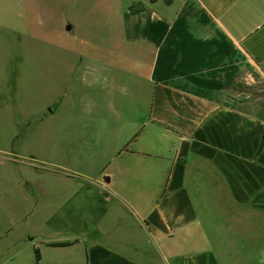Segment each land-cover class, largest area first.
<instances>
[{"label":"crops","instance_id":"0c3cea01","mask_svg":"<svg viewBox=\"0 0 264 264\" xmlns=\"http://www.w3.org/2000/svg\"><path fill=\"white\" fill-rule=\"evenodd\" d=\"M109 6L49 163L1 134L0 264H264V0Z\"/></svg>","mask_w":264,"mask_h":264},{"label":"rangeland","instance_id":"374dc122","mask_svg":"<svg viewBox=\"0 0 264 264\" xmlns=\"http://www.w3.org/2000/svg\"><path fill=\"white\" fill-rule=\"evenodd\" d=\"M110 1L74 0L80 6L72 9V0H0V137L22 133L26 158L49 163L57 124L50 112L60 118L81 100L89 75L119 47L103 39L114 30L104 26L116 13ZM249 253L257 259L258 252Z\"/></svg>","mask_w":264,"mask_h":264},{"label":"trees","instance_id":"16d2710c","mask_svg":"<svg viewBox=\"0 0 264 264\" xmlns=\"http://www.w3.org/2000/svg\"><path fill=\"white\" fill-rule=\"evenodd\" d=\"M130 12H133V11L130 10ZM51 245L52 246H55V247H62V246H67L69 244L68 243H54V244H51ZM34 257H35V264H39V261H40V253H39V250L38 249H35Z\"/></svg>","mask_w":264,"mask_h":264},{"label":"water","instance_id":"95a60500","mask_svg":"<svg viewBox=\"0 0 264 264\" xmlns=\"http://www.w3.org/2000/svg\"><path fill=\"white\" fill-rule=\"evenodd\" d=\"M66 30L69 31L70 30V26H67Z\"/></svg>","mask_w":264,"mask_h":264}]
</instances>
